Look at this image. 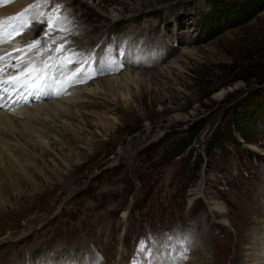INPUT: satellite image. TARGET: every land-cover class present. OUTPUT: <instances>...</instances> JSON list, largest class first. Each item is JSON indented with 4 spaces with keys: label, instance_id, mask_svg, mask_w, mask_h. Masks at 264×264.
<instances>
[{
    "label": "rangeland",
    "instance_id": "obj_1",
    "mask_svg": "<svg viewBox=\"0 0 264 264\" xmlns=\"http://www.w3.org/2000/svg\"><path fill=\"white\" fill-rule=\"evenodd\" d=\"M19 1L9 4L34 3ZM56 3L72 21L67 46L99 52L89 66L102 74L73 88L96 106L64 120L63 145L50 139L44 155L25 144L0 169V264H235L239 237L264 233V113L230 121L264 95V0L243 24L211 31L205 0ZM41 30L31 23L18 40ZM135 70L157 73L115 97L97 85ZM142 238L152 256L137 252Z\"/></svg>",
    "mask_w": 264,
    "mask_h": 264
},
{
    "label": "snow or ice",
    "instance_id": "obj_2",
    "mask_svg": "<svg viewBox=\"0 0 264 264\" xmlns=\"http://www.w3.org/2000/svg\"><path fill=\"white\" fill-rule=\"evenodd\" d=\"M4 2H9V0H4ZM50 5L51 0H34L33 4L25 7L17 15L0 18V108L10 107L11 104L23 99L24 93L21 89H26L28 95H39L45 89H51L54 83L60 81L61 76L66 75V80L55 92L59 95L68 87L84 83L92 78L90 66L85 70L84 65H90V62L95 60V51L82 52L67 46L69 42L65 34H71L68 25L72 21L61 4L56 3L49 7ZM35 22L42 25V30L35 41L27 42L25 46H21L19 42L12 43L15 35L20 34ZM52 33H61V35L52 36L49 41L48 37ZM57 40H63L64 43L55 49L49 48V43H55ZM6 44L11 45L10 51H6L3 47ZM37 46H42V50L47 49V59L26 61L13 55L14 52L23 53L24 47L31 51ZM13 60L16 62L12 63ZM73 64L78 67H69ZM137 252L152 256L154 249L149 241L142 238L138 243ZM132 264H140V261L134 257Z\"/></svg>",
    "mask_w": 264,
    "mask_h": 264
},
{
    "label": "bare ground",
    "instance_id": "obj_3",
    "mask_svg": "<svg viewBox=\"0 0 264 264\" xmlns=\"http://www.w3.org/2000/svg\"><path fill=\"white\" fill-rule=\"evenodd\" d=\"M10 1L12 0H9V2H4V0H0V13L11 14L17 11V7L15 5L9 4ZM18 4L20 7L24 6V2L19 0H18ZM12 43L14 44L13 40ZM7 47H11V45L6 44L4 48L6 49ZM25 51H28L26 47H24V52ZM183 54L192 57L195 55L194 49L185 52ZM147 63L148 62L146 61V64ZM155 73L157 72L154 71L152 73H148V72L142 73L140 71L138 72L137 70L127 71L123 74V77L121 76V78L118 77L113 79H106V81L101 80L97 82V85L98 84L100 85L98 86L101 87V90H104V93L107 92L109 93L108 95L115 97L113 96L114 93L119 92L120 89L129 90L132 87H136L141 83L142 78L144 79L146 76H150V75L154 76ZM119 82H123V83H119ZM86 87H88L87 84L84 85V89ZM87 91L89 92L88 95L90 94L96 95L97 90L96 88L95 89L92 88V89H88ZM25 93H28L27 90H25ZM83 93L84 90L83 92H78L76 90L71 89L56 99L44 101L38 105L20 107V104H22L24 100L25 101L27 100V98H24V99H20L17 103L11 104L10 109H6L4 107L0 108V169L2 171H5V169H7L8 167H12L17 157H20V154L22 152L21 148L26 146L28 143L34 144L32 145L34 147L32 148V150L36 151V153L38 154H44V155L48 153L47 149L51 148L49 145L53 144V142L49 141L50 139H52V141L54 142L61 143L63 145L64 141L62 140V136L60 135H63L64 133L68 134L67 133L68 128H66L67 126L65 125L64 120H67V122L68 119L69 121L73 120V116L76 114L75 112H79V110H75L76 108L78 109V107L93 109L96 106V104H94L91 101L93 99H88V101H82L86 99V95L85 96L82 95ZM120 94L123 98H125V94L123 91L122 92L120 91ZM75 95H77L78 101L77 100L72 101V98ZM99 95L102 96V92L98 93L97 96ZM29 96L31 97V95ZM32 96L36 97V95H32ZM216 97L218 100H222L224 99L225 94L220 93ZM96 103L99 104L98 102ZM59 124L61 128H63L62 130L63 132L57 129ZM75 139L77 141H80L77 138ZM36 145L37 146L39 145V147H36ZM23 173L25 174V171H23ZM66 181L68 182L67 179ZM259 230H261V228L258 227L250 228L246 230V232H248V235H241L239 237L240 247L242 246V248H245L244 250L247 251L243 255H241L240 252L238 253L235 264H264V233L259 234ZM247 252H250V254H247ZM166 264H170V262L169 263L166 262Z\"/></svg>",
    "mask_w": 264,
    "mask_h": 264
},
{
    "label": "trees",
    "instance_id": "obj_4",
    "mask_svg": "<svg viewBox=\"0 0 264 264\" xmlns=\"http://www.w3.org/2000/svg\"><path fill=\"white\" fill-rule=\"evenodd\" d=\"M258 1L259 0H205V2L210 4L211 7V11L205 15V17L209 20L207 27L211 31L212 27L217 23L220 24L218 27L219 30H221L222 26L235 27L243 24L247 19H249V17H251L253 13L257 11L256 3ZM207 36H210V34L208 33ZM260 97L261 96L258 93H253L251 98H248L247 101H243L242 112L237 114L234 113L230 117L232 127H236L235 119L237 121H241L248 118H257V114L261 115L264 113V95L261 97V99ZM259 109H261V111H259L257 114L250 115L252 111H257ZM223 133H225L224 129L217 133L216 139L220 138Z\"/></svg>",
    "mask_w": 264,
    "mask_h": 264
}]
</instances>
